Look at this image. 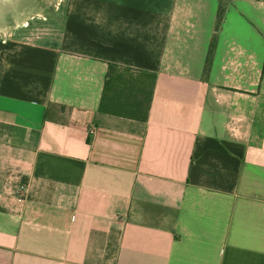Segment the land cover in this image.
Instances as JSON below:
<instances>
[{
	"label": "crops",
	"instance_id": "1",
	"mask_svg": "<svg viewBox=\"0 0 264 264\" xmlns=\"http://www.w3.org/2000/svg\"><path fill=\"white\" fill-rule=\"evenodd\" d=\"M217 13L69 0L50 36L10 24L0 264H264V0ZM108 63L155 76L145 121L98 111Z\"/></svg>",
	"mask_w": 264,
	"mask_h": 264
},
{
	"label": "trees",
	"instance_id": "2",
	"mask_svg": "<svg viewBox=\"0 0 264 264\" xmlns=\"http://www.w3.org/2000/svg\"><path fill=\"white\" fill-rule=\"evenodd\" d=\"M233 0H218V13L216 28L223 18L227 5ZM211 49L206 58L204 72H207L210 64ZM140 77L146 78V84H153L155 76L146 72H138L136 75L128 68L108 63V72L104 82L98 111L104 114L115 115L130 119L145 121L151 98V90L145 91L144 83Z\"/></svg>",
	"mask_w": 264,
	"mask_h": 264
},
{
	"label": "rangeland",
	"instance_id": "3",
	"mask_svg": "<svg viewBox=\"0 0 264 264\" xmlns=\"http://www.w3.org/2000/svg\"><path fill=\"white\" fill-rule=\"evenodd\" d=\"M69 0H7L0 2V39L11 36L10 24L22 22L26 25L27 18L38 14L28 28H17L16 39L27 41L52 34L53 19L63 18ZM20 13V16H19ZM5 17V19H4ZM21 18V19H20ZM19 19V20H18ZM27 21V22H24ZM13 32V33H14Z\"/></svg>",
	"mask_w": 264,
	"mask_h": 264
},
{
	"label": "flooded vegetation",
	"instance_id": "4",
	"mask_svg": "<svg viewBox=\"0 0 264 264\" xmlns=\"http://www.w3.org/2000/svg\"><path fill=\"white\" fill-rule=\"evenodd\" d=\"M4 1V0H3ZM5 1H7V0H5ZM0 2H2V0H0ZM19 16H20V13H19Z\"/></svg>",
	"mask_w": 264,
	"mask_h": 264
}]
</instances>
